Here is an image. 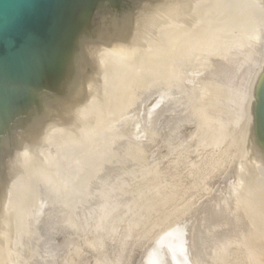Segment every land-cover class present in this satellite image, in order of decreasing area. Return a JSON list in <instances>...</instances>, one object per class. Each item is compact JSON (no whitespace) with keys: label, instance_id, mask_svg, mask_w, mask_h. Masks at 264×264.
Masks as SVG:
<instances>
[{"label":"water","instance_id":"95a60500","mask_svg":"<svg viewBox=\"0 0 264 264\" xmlns=\"http://www.w3.org/2000/svg\"><path fill=\"white\" fill-rule=\"evenodd\" d=\"M232 185L143 246L264 253V0H0V264H68L204 134Z\"/></svg>","mask_w":264,"mask_h":264},{"label":"rangeland","instance_id":"374dc122","mask_svg":"<svg viewBox=\"0 0 264 264\" xmlns=\"http://www.w3.org/2000/svg\"><path fill=\"white\" fill-rule=\"evenodd\" d=\"M235 143L226 132L204 134L68 264H145V244L232 185L241 149ZM256 252L264 255L225 234L206 260L257 264Z\"/></svg>","mask_w":264,"mask_h":264},{"label":"bare ground","instance_id":"6f19581e","mask_svg":"<svg viewBox=\"0 0 264 264\" xmlns=\"http://www.w3.org/2000/svg\"><path fill=\"white\" fill-rule=\"evenodd\" d=\"M233 143H235L234 140H233ZM235 144H237V143H235ZM238 146H239V145H238ZM238 148H239V147H238ZM119 217H120V216H119ZM116 218H117V217H116ZM120 219H122V218H120ZM120 219H118V218H117V219H114V220H113V221H112V222H111V223H110V224H109V225H108L103 231H105V230H110V231H111V230L114 228V224L116 225V222H119ZM106 233H107V232H106ZM101 237H102V236H101ZM90 243H92V242H90ZM257 254H259V256H261V258L264 257V255H263L262 253H261L262 255H260V252H259V253H258V252L255 253V255H257ZM118 255H119V254H118ZM255 255H254V256H255ZM259 256H257V257L255 256V257H256V258H255V260H256L255 263H257V264H264V261H263L264 258H263L262 260H260V259H259V258H260ZM119 258H120V256H119ZM100 261H101V260H100ZM120 261H121V259H120ZM259 261H260L261 263H259ZM253 262H254V260H253Z\"/></svg>","mask_w":264,"mask_h":264}]
</instances>
